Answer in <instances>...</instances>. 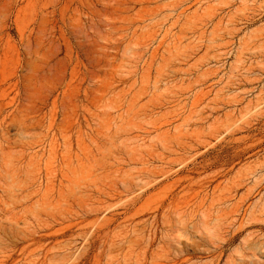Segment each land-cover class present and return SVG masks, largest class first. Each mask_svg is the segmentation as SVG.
Masks as SVG:
<instances>
[{
  "label": "rangeland",
  "instance_id": "374dc122",
  "mask_svg": "<svg viewBox=\"0 0 264 264\" xmlns=\"http://www.w3.org/2000/svg\"><path fill=\"white\" fill-rule=\"evenodd\" d=\"M0 264H264V0H0Z\"/></svg>",
  "mask_w": 264,
  "mask_h": 264
}]
</instances>
